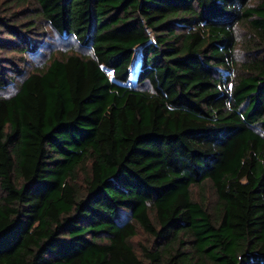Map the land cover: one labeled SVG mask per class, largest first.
I'll list each match as a JSON object with an SVG mask.
<instances>
[{"label":"trees","instance_id":"trees-1","mask_svg":"<svg viewBox=\"0 0 264 264\" xmlns=\"http://www.w3.org/2000/svg\"><path fill=\"white\" fill-rule=\"evenodd\" d=\"M0 264H264V0H0Z\"/></svg>","mask_w":264,"mask_h":264},{"label":"rangeland","instance_id":"rangeland-1","mask_svg":"<svg viewBox=\"0 0 264 264\" xmlns=\"http://www.w3.org/2000/svg\"><path fill=\"white\" fill-rule=\"evenodd\" d=\"M250 27L247 24H243L242 26H240L238 28V37H239V44H238V48H237V59L238 61L240 60H245L248 55L246 53H244V50H246V48H244L242 46V44H244V40L247 39L250 35L249 32ZM55 37V35H52L51 39H47L48 43H51V40ZM63 47V43L60 41H54L52 40V50H57L59 48ZM137 50H140L139 48ZM251 58V56H249ZM231 86V83L228 85ZM196 192V197L198 198H204L207 203L209 205H213L215 202V197H214V193L211 189V187L208 184H205L202 187H197V189H195ZM208 201H213L211 204ZM138 239H141V237H139Z\"/></svg>","mask_w":264,"mask_h":264}]
</instances>
